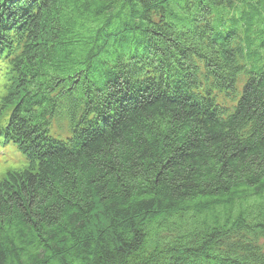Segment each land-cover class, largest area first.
<instances>
[{"label": "trees", "instance_id": "obj_1", "mask_svg": "<svg viewBox=\"0 0 264 264\" xmlns=\"http://www.w3.org/2000/svg\"><path fill=\"white\" fill-rule=\"evenodd\" d=\"M5 69L0 264H264V0H0Z\"/></svg>", "mask_w": 264, "mask_h": 264}, {"label": "rangeland", "instance_id": "obj_2", "mask_svg": "<svg viewBox=\"0 0 264 264\" xmlns=\"http://www.w3.org/2000/svg\"><path fill=\"white\" fill-rule=\"evenodd\" d=\"M12 75L5 69L0 72V129L5 125L12 107L2 108L1 100L7 94ZM240 89V86L238 87ZM29 168V162L12 146L5 144L0 136V180L13 172H23Z\"/></svg>", "mask_w": 264, "mask_h": 264}]
</instances>
